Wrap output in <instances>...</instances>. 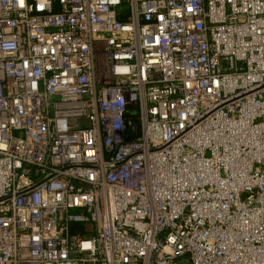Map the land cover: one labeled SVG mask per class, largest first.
Listing matches in <instances>:
<instances>
[{
    "label": "built area",
    "instance_id": "1",
    "mask_svg": "<svg viewBox=\"0 0 264 264\" xmlns=\"http://www.w3.org/2000/svg\"><path fill=\"white\" fill-rule=\"evenodd\" d=\"M0 264H264V0H0Z\"/></svg>",
    "mask_w": 264,
    "mask_h": 264
},
{
    "label": "trees",
    "instance_id": "2",
    "mask_svg": "<svg viewBox=\"0 0 264 264\" xmlns=\"http://www.w3.org/2000/svg\"><path fill=\"white\" fill-rule=\"evenodd\" d=\"M126 118L128 121H130L131 128H134L136 130V132L132 133V135L137 133L139 131V118H138L137 112L133 111L132 109H128ZM77 227L82 229V226H75L74 228H77Z\"/></svg>",
    "mask_w": 264,
    "mask_h": 264
}]
</instances>
